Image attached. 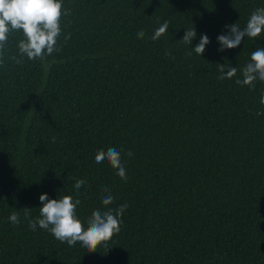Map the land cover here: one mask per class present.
<instances>
[{
  "label": "trees",
  "instance_id": "1",
  "mask_svg": "<svg viewBox=\"0 0 264 264\" xmlns=\"http://www.w3.org/2000/svg\"><path fill=\"white\" fill-rule=\"evenodd\" d=\"M62 5L71 14L61 18L59 52L17 64L23 36L13 32L0 63V264H264V114H254L264 113V82L235 83L264 33L224 51L217 40L264 0ZM165 20L168 31L151 40ZM202 34L210 41L202 56L187 55ZM218 63L237 67V77L218 80ZM112 147L126 181L95 162ZM76 179L85 180L79 195ZM105 186L115 197L107 207H128L119 233L96 251L28 227L25 212L39 216L42 193L78 198L86 223L105 208Z\"/></svg>",
  "mask_w": 264,
  "mask_h": 264
},
{
  "label": "clouds",
  "instance_id": "2",
  "mask_svg": "<svg viewBox=\"0 0 264 264\" xmlns=\"http://www.w3.org/2000/svg\"><path fill=\"white\" fill-rule=\"evenodd\" d=\"M70 10H64L62 0H0V63L8 43L9 35L13 32L22 33L23 38L18 41L17 48L20 59L12 57L17 64L23 63V57L29 60L44 61L46 56L59 52L61 49L57 46L61 36V18L63 15H70ZM229 29L226 34L217 36L219 42L218 51L238 47L245 37L255 39L264 33V7L254 9L243 28L238 23L226 24ZM169 29V22L165 20L154 30L150 39L159 40ZM145 32L140 30L137 37L143 39ZM71 34L64 36L65 42ZM196 36L195 28H187L185 34L180 39L183 44L191 45ZM209 37L206 34L200 36L199 42L187 55L195 52L202 56L205 46L209 43ZM166 56L171 52L166 51ZM227 69V71H226ZM218 71L220 75L218 80L232 79L237 77V67L230 64H219ZM240 77H237L235 83L240 86L255 87V82H264V47L258 48L250 55L249 62L239 69ZM242 77V78H241ZM259 103L264 105V93H261ZM255 115L264 113L256 112ZM128 157L133 153L128 151ZM107 162L116 170V175L122 180H127L126 168L122 162L121 151L116 148L99 149L95 153V162L103 164ZM85 184V180L76 179L74 188L77 195L79 189ZM106 195L101 196V202L104 209L93 210L87 217L86 223L82 222L77 214V206L81 201L74 199L71 195L61 194L58 199H50L47 193H42L39 200L42 207H39V216L36 219L30 217L29 212H25V219L28 221V227L35 231L37 226L51 233L61 243H67L69 247L79 243L89 252L96 251L97 247L106 244L114 234L119 233L120 223L123 212L127 209V204H121L113 209L107 207L114 202L115 197L110 189L105 186L101 189ZM9 221L16 226L21 223L19 213L13 212L9 216Z\"/></svg>",
  "mask_w": 264,
  "mask_h": 264
}]
</instances>
